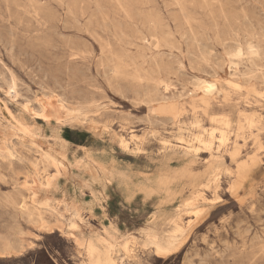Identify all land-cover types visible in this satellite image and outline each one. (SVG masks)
I'll return each instance as SVG.
<instances>
[{
    "label": "rangeland",
    "instance_id": "374dc122",
    "mask_svg": "<svg viewBox=\"0 0 264 264\" xmlns=\"http://www.w3.org/2000/svg\"><path fill=\"white\" fill-rule=\"evenodd\" d=\"M116 255L264 264V0H0V264Z\"/></svg>",
    "mask_w": 264,
    "mask_h": 264
},
{
    "label": "bare ground",
    "instance_id": "6f19581e",
    "mask_svg": "<svg viewBox=\"0 0 264 264\" xmlns=\"http://www.w3.org/2000/svg\"><path fill=\"white\" fill-rule=\"evenodd\" d=\"M17 39V38H16ZM14 44V43H13ZM10 53V52H9ZM13 53V52H12ZM115 64V63H114ZM217 69V68H216ZM250 72V71H249ZM251 75V74H250ZM107 77V76H106ZM213 85H208L206 86V93L210 95L213 90ZM8 95L12 97H16L17 92H16V86L14 83H11L8 89ZM41 108V107H40ZM199 143L202 145L204 149H206L209 152L214 151V148L216 146V143L218 144V148L224 145L225 142V136L221 134L220 136L216 137L214 130H211V132L208 131L207 135H204L203 137H196ZM122 142V141H121ZM4 179V178H3ZM29 215V213H27ZM40 216V215H39ZM33 219L34 214L32 215ZM31 218V217H30ZM40 219V218H39ZM32 221V220H31ZM34 222V221H32ZM48 223V222H47ZM18 224V223H17ZM36 225V224H35ZM46 229V228H45ZM115 259L118 261L120 264H124V259L122 257H119L116 255Z\"/></svg>",
    "mask_w": 264,
    "mask_h": 264
},
{
    "label": "crops",
    "instance_id": "0c3cea01",
    "mask_svg": "<svg viewBox=\"0 0 264 264\" xmlns=\"http://www.w3.org/2000/svg\"><path fill=\"white\" fill-rule=\"evenodd\" d=\"M121 141H122V142H121V145H122L123 147H127V145H128L127 141H126L125 139H122ZM212 181H213V180H212ZM210 187H211V186H210V182H209L207 185H205V189H206V190H208Z\"/></svg>",
    "mask_w": 264,
    "mask_h": 264
}]
</instances>
